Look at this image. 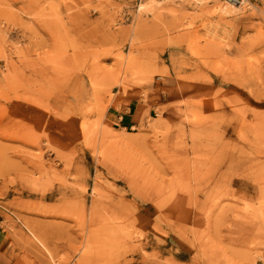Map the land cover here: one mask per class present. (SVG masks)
I'll return each instance as SVG.
<instances>
[{"label":"rangeland","instance_id":"374dc122","mask_svg":"<svg viewBox=\"0 0 264 264\" xmlns=\"http://www.w3.org/2000/svg\"><path fill=\"white\" fill-rule=\"evenodd\" d=\"M146 2L0 0V264H264V0Z\"/></svg>","mask_w":264,"mask_h":264},{"label":"bare ground","instance_id":"6f19581e","mask_svg":"<svg viewBox=\"0 0 264 264\" xmlns=\"http://www.w3.org/2000/svg\"><path fill=\"white\" fill-rule=\"evenodd\" d=\"M199 1H201V0H199ZM202 1H203V0H202ZM204 1L206 2V1H208V0H204ZM205 2H204V3H205ZM146 4L149 5V6H150L151 4L154 5V3L151 2V0H150V1L148 0V2H146ZM142 5H143V4H142ZM147 5H146V6H147ZM144 6H145V5H144ZM149 6H148V7H149ZM151 7H152V6H151Z\"/></svg>","mask_w":264,"mask_h":264},{"label":"built area","instance_id":"2783aa9c","mask_svg":"<svg viewBox=\"0 0 264 264\" xmlns=\"http://www.w3.org/2000/svg\"><path fill=\"white\" fill-rule=\"evenodd\" d=\"M226 1H229V2H232V3H234V2H235V0H226Z\"/></svg>","mask_w":264,"mask_h":264}]
</instances>
